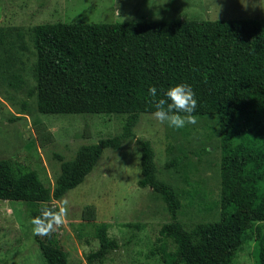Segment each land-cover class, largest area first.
<instances>
[{
  "label": "trees",
  "instance_id": "16d2710c",
  "mask_svg": "<svg viewBox=\"0 0 264 264\" xmlns=\"http://www.w3.org/2000/svg\"><path fill=\"white\" fill-rule=\"evenodd\" d=\"M31 35L37 83L30 94H37L39 112L129 117L121 133L82 144L72 159L62 160L53 186L35 170L0 159V199H61L85 180L105 148L118 149L133 135L141 113L155 111L150 87L166 99L169 87L187 83L198 102L194 115L219 119L221 216L191 227L179 221L180 196L157 177L152 142L138 139V185L162 193L172 218L162 224L156 250L164 264H233L238 245L253 239L256 264H264V25L259 19L58 21L34 25ZM27 50L20 27L0 25L1 93L24 86L20 69ZM109 226L94 224L99 246L87 254L90 264H104L120 247ZM41 249L47 261L57 257L52 246L42 243Z\"/></svg>",
  "mask_w": 264,
  "mask_h": 264
},
{
  "label": "rangeland",
  "instance_id": "374dc122",
  "mask_svg": "<svg viewBox=\"0 0 264 264\" xmlns=\"http://www.w3.org/2000/svg\"><path fill=\"white\" fill-rule=\"evenodd\" d=\"M255 0H0V25L22 29L28 50L20 69L21 89L0 92V159L22 170H35L53 186L62 160L72 159L82 144L96 143L123 131L125 113H41L37 108L32 27L44 22H124L163 19L256 18L264 10ZM196 124L170 128L152 113H141L118 149L107 147L85 180L61 199L26 202L0 199V264H90L96 250L93 227L110 223L120 241L104 264H164L156 250L160 228L170 221L167 202L152 187H141V148L155 149L157 177L174 186L181 199L178 220L191 227L221 216V131L218 116L195 115ZM67 201L65 222L51 235H34L31 220L47 204ZM264 228V222H262ZM51 241V242H50ZM57 257L47 261L41 244ZM255 241H242L233 264H256Z\"/></svg>",
  "mask_w": 264,
  "mask_h": 264
},
{
  "label": "clouds",
  "instance_id": "9594fccd",
  "mask_svg": "<svg viewBox=\"0 0 264 264\" xmlns=\"http://www.w3.org/2000/svg\"><path fill=\"white\" fill-rule=\"evenodd\" d=\"M253 7L264 10V0H255ZM150 103L155 111L153 118L160 124H167L170 128L180 129L188 124H196L197 117L194 112L197 108L196 93L192 86L187 83H178L168 88L163 93L165 98L157 95V88L152 86L148 90ZM67 215V201L58 210L43 206L39 216L31 220L34 235L48 236L55 231L56 227L65 222Z\"/></svg>",
  "mask_w": 264,
  "mask_h": 264
}]
</instances>
